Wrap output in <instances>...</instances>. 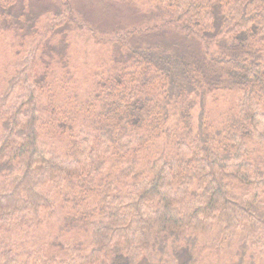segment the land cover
Masks as SVG:
<instances>
[{
	"label": "trees",
	"instance_id": "1",
	"mask_svg": "<svg viewBox=\"0 0 264 264\" xmlns=\"http://www.w3.org/2000/svg\"><path fill=\"white\" fill-rule=\"evenodd\" d=\"M143 19L112 35L74 19L110 49L92 132L60 122L45 74L0 100V264H201L236 244L247 264L264 252V0H163ZM178 35L223 48L198 59ZM217 89L236 104L220 127L203 112L194 129L196 100ZM55 126L71 138L64 157L43 138ZM59 200L74 214L41 236Z\"/></svg>",
	"mask_w": 264,
	"mask_h": 264
},
{
	"label": "rangeland",
	"instance_id": "2",
	"mask_svg": "<svg viewBox=\"0 0 264 264\" xmlns=\"http://www.w3.org/2000/svg\"><path fill=\"white\" fill-rule=\"evenodd\" d=\"M6 1H13L15 4L7 9L3 7ZM161 2L163 0H68L67 5L71 4L73 12L67 11L64 15L71 22L62 25L54 18V14L63 9L62 3L65 2L62 0H1L0 100L10 91H14L15 95L20 94L25 83L33 85L35 79L38 80L45 74L49 78L41 82L47 93L44 99L59 106L60 122L65 124L68 116L73 115L75 123L72 127L76 132L81 129L92 132L89 119L93 118L94 104H97L93 94L98 86L97 77L101 65L106 64L110 49L102 44H95L89 35H85V28L83 34L79 35L81 28L74 25V19L85 22L92 28L99 27L100 31L102 29L112 35L144 20L152 8ZM15 16L16 20L13 19ZM96 33L100 35L98 31ZM178 37L182 38L179 40L180 49L199 57L198 59L206 60V54L217 55L219 48H223V43L204 46L203 41ZM132 41L134 44L140 43L136 39ZM170 42L178 47L174 41ZM45 44L47 55L39 57L37 49ZM42 78L44 77L40 79ZM237 98L236 92L217 89L205 97L204 106H201L200 100H196L191 125L196 129L204 112L213 127H220L223 116L236 104ZM170 124L173 127L175 120L172 119ZM52 129H48L42 137L59 157H64L71 138L67 133L58 134L61 131L56 126ZM118 168L117 166L114 170ZM59 202L54 218L38 230L41 236H46L51 231L50 226L54 228L64 216L74 214L72 203L68 205L63 200ZM91 205L94 206L93 201ZM84 238L85 236L77 234L72 241ZM205 240L203 238V242ZM222 250L219 255L218 250L209 249L201 264H237V244ZM250 259L248 255L247 264H264V252L254 253L253 262Z\"/></svg>",
	"mask_w": 264,
	"mask_h": 264
}]
</instances>
